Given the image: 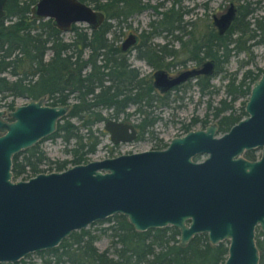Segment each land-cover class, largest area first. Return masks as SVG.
Wrapping results in <instances>:
<instances>
[{"label":"water","instance_id":"water-1","mask_svg":"<svg viewBox=\"0 0 264 264\" xmlns=\"http://www.w3.org/2000/svg\"><path fill=\"white\" fill-rule=\"evenodd\" d=\"M6 1L0 0V17ZM235 15L233 2L212 15L219 34ZM31 16L51 18L62 31L78 22L95 28L105 20L103 11L82 0H36ZM135 36L129 33L123 50ZM214 69L213 58L176 76L157 69L153 84L164 92ZM68 110V104H47L44 97L16 105L8 112L10 120L2 118L0 109V262L52 248L72 230L122 213L136 230L176 226L182 244L200 232L212 244L228 239L221 264H258L254 229L258 225L264 231V72L251 85L246 115L223 134L215 136L217 124L212 122L173 136L164 148L92 159L14 180L13 155L53 133ZM103 128L114 143L130 141L137 132L134 124L112 117L104 118ZM253 146L261 147L258 159L241 156Z\"/></svg>","mask_w":264,"mask_h":264},{"label":"trees","instance_id":"trees-1","mask_svg":"<svg viewBox=\"0 0 264 264\" xmlns=\"http://www.w3.org/2000/svg\"><path fill=\"white\" fill-rule=\"evenodd\" d=\"M82 1L103 11L105 20L95 28L73 23L69 40L64 39L63 32L51 18L31 16V6L36 0H7L5 4V15L0 19V92L28 99L45 95L47 103L52 105L69 103V112L46 138L60 136L65 143L73 139L70 159L50 160L38 142L14 154L11 167L14 180L27 179L45 171L40 166L44 162L50 165L49 170H62L68 167V162H87L86 154L95 151L99 142L92 125L105 118L98 107L109 108L110 116L116 117L132 103L135 104V111L142 113L136 125L145 129L152 124V119L148 118L143 108V105L150 104L151 98L144 100L141 95L150 94L154 88L150 80L143 82L137 77V70L129 66L117 43L120 37L117 30L122 31L129 17L153 5L143 0ZM181 2L171 0L170 6L157 10L159 17L151 19L149 27L153 30H178L187 34L186 39H183L182 34L179 35L180 50H185L187 56L197 63L213 58L216 63L214 73L221 70L232 55L250 53L252 45L264 43V15L255 17L253 26H250L247 16L253 7L248 0H230L236 6V15L223 34L218 33L212 20L206 23L204 30L199 28L195 20H185L183 15L187 10H182ZM137 48V57L146 59L156 67L164 65L166 55L177 54L176 49L168 50L165 45L155 48L143 42ZM47 50L51 54L45 59ZM263 71L247 68L239 79L236 75L229 78L225 88L230 99L222 98L219 106H214L213 113L218 117L219 130L227 129L246 114L243 106L237 111L233 101L239 96L248 97L251 83ZM195 81L201 93L213 86L210 76H201ZM13 104L11 101L9 107ZM208 107L212 108L210 102ZM71 118H75L78 123ZM199 120L203 126L208 123L206 117H193L184 126L185 131ZM81 128H86V131L80 132ZM105 220L113 221L102 228V231L109 230L111 236L106 249L100 250L95 245L97 234L87 226L72 230L58 245L38 251L47 255L42 259L44 264H221L227 255L226 241L212 244L206 233H199L182 244L178 238L179 230L175 226L136 230L122 213H115L89 225ZM256 242L259 249L258 264H264L262 231H259ZM109 249H113L115 256L109 254ZM0 264L36 262H26L21 258Z\"/></svg>","mask_w":264,"mask_h":264},{"label":"rangeland","instance_id":"rangeland-1","mask_svg":"<svg viewBox=\"0 0 264 264\" xmlns=\"http://www.w3.org/2000/svg\"><path fill=\"white\" fill-rule=\"evenodd\" d=\"M143 1H148L149 4L153 6H149L140 13L128 18V25H124L121 28L124 30V35H126V33L130 30L137 32L149 29V21L153 18L159 17L157 10H163L171 5V0ZM248 1L251 2L253 9L252 12L248 14L247 19L250 22V26H253L254 18L264 15V0ZM229 3L230 0H182L181 6L182 10H187L184 12V19L192 21L195 20L199 24V28L204 30L206 23L212 20V15L224 12ZM154 6H156V8ZM85 24L86 23L82 22L77 23L79 26H85ZM175 32L179 35L182 34L181 36L183 39H186L188 36L178 30H175ZM71 34L72 32L67 30L63 31L62 36L65 39H68ZM151 40L160 45L171 42L168 46L177 50L174 61L178 62L177 66L179 67L181 65V62L179 61L187 57V54L184 52L185 50H180L181 41H177L172 35H169L168 32L164 30L152 37ZM49 55L50 50H47L45 57H48ZM128 60L131 64L130 66L137 68L142 75H150L153 70V68L143 59L137 58L134 51L128 55ZM187 64L192 65V62ZM176 68V66H173L172 68H169V71L175 72L177 70ZM183 68H185V66L180 67L179 69ZM247 68L252 69L253 71L264 69V43H255L252 45L250 53L239 52L232 55L228 61L222 65L221 70L218 72L216 71L210 76V83L213 86H210L204 93L200 92L199 87L195 83V79L192 78L185 83L180 84L179 87L173 88L166 93H161L162 95H156V97L151 98L150 104L143 105V108L148 113V118L152 119V124L146 126L145 129L139 128L138 136L130 141L114 145L109 138V133L103 128V120L94 123L92 128L94 129V133L97 134L99 142L95 151L86 154L87 161L92 159H101L107 156H115L126 152L160 148L159 146L168 144L169 140L173 136L184 134V126L193 117L198 119L206 117L208 119V123L217 122L218 117H215L213 113L215 111L214 106H219L220 99L222 98H226V100L230 99V95L227 93L225 88L229 78L236 75L237 79H239L242 72ZM3 74L10 76L7 72H4ZM1 95L2 93L0 92V96ZM247 99V96H239L233 101L234 108L239 111L242 106H245ZM2 100L9 102L12 99L10 96H7ZM28 100L29 99L26 97H16L14 98V103L15 105L23 104ZM45 102H47V100H45ZM209 102L212 104V108L208 107ZM135 108V104L130 103L125 108L124 112L119 113L118 116L114 118L138 124L142 118V113L140 114L135 111ZM98 109L101 110L105 117L110 116L111 110L109 108L98 107ZM223 112L226 113V111ZM71 120L78 123L75 118H71ZM200 125L201 121L199 120L191 127L192 129L199 128L201 127ZM85 131L86 128H81L80 130L82 133ZM38 143L40 149H42L46 156L52 161L70 159L72 157V151H70V148L73 145V139L70 140V142L65 143L60 136H56L54 138L45 137ZM71 165H73L71 162L67 163V166ZM40 166L45 169V171L50 168V165L45 162L41 163ZM51 166L53 167L54 164H51ZM112 222V220H105L103 222L88 225L97 234L95 245L100 250L106 249L110 244V231H102V228L109 226ZM108 252L110 255L115 256L113 249H109ZM46 256V254H40L38 251H35L28 253L22 258H24L26 262L35 261L36 264H44L42 259Z\"/></svg>","mask_w":264,"mask_h":264},{"label":"flooded vegetation","instance_id":"flooded-vegetation-1","mask_svg":"<svg viewBox=\"0 0 264 264\" xmlns=\"http://www.w3.org/2000/svg\"><path fill=\"white\" fill-rule=\"evenodd\" d=\"M7 2V1H6ZM136 14V13H135ZM134 14V15H135ZM138 14V13H137ZM4 16V15H3ZM2 16V17H3ZM2 17H0V19L2 18ZM129 18H131V17H129ZM79 23V22H78ZM81 23V22H80ZM83 23V22H82ZM126 23L128 24V22H127V20L125 21V25H126ZM77 24V23H76ZM85 26H89V28H94V27H92V26H90V25H87V24H85ZM124 26V25H123ZM122 26V27H123ZM88 28V29H89ZM122 30V29H121ZM62 31V30H61ZM67 31V30H66ZM162 30H153V29H151V28H149V29H144V30H142V31H133V30H130V31H128L127 33H126V35H124V30H122V31H120L119 32V30H117V32L118 33H120V37H119V39H118V41H117V43L119 44V47H120V51L122 52V54L123 55H125V57L127 58V62H128V64H129V66L131 65L130 64V62H129V60H128V55L132 52V51H134L135 52V56L137 57V52H138V48H137V46L140 44V43H145V44H150L151 46H154L155 48H157V47H159L160 46V44H158V43H155V42H153L151 39H152V37H154L155 35H157V34H159L160 32H161ZM164 31H166V32H168V34L169 35H172L173 36V38L174 39H176L177 41L179 40V34H177V32H175V30L174 31H167V30H164ZM63 32V31H62ZM129 33H133V34H135L136 36V40H135V42L133 43V44H131V45H129L125 50H123L122 49V42H123V40L129 35ZM174 33H176V34H174ZM71 37V36H70ZM65 39V38H64ZM65 40H69V38L68 39H65ZM171 44V42H168V43H164V44H161V45H165V48L166 49H170V48H172V47H170V46H168V45H170ZM173 50V49H172ZM50 54H51V51H50ZM50 56V55H49ZM48 56V57H49ZM44 57H45V55H44ZM48 57H45V59H47ZM137 58H139V57H137ZM141 59H143L145 62H147V60L146 59H144V58H141ZM174 59H175V56H174V54H169V55H166L165 56V61H164V65L163 66H158V67H156V66H152V65H150L148 62H147V64L148 65H150L152 68H153V70H152V72L150 73V75H142L139 71H138V69L137 68H135L134 66H130V67H132V68H135L136 70H137V77L139 78V79H142V81L143 82H146L147 80H150L151 81V83H152V86H153V91H151V93L150 94H143V95H141V96H143V98L142 99H146V98H153V97H156V95H162L161 93H166L167 91H169V90H171V89H173V88H176V87H179V85L180 84H182V83H185L186 81H188L189 79H192V78H194L195 80L198 78V77H201V76H203V77H208V76H211L212 74H209V75H206L205 73H199V74H196V75H194L193 77H188L187 79H185L184 81H181L180 83H178V84H176V85H174V86H172V87H170V88H168L166 91H164V92H162V91H160L157 87H155L154 86V84H153V81H154V76H153V72L155 71V70H157V69H163V70H165L166 72H167V75L168 76H176V75H178V74H180L182 71H184V70H187V69H192V68H200L201 66H202V64H203V62L206 60V59H208V58H206L205 60H203V61H201V62H199V63H197L195 60H193V59H191L190 57H186V58H184L183 60H181V61H179V62H181V65H180V67H183V66H185V68H183V69H179L180 67L179 66H177V63L178 62H175L174 61ZM189 62H192V65L191 64H187V63H189ZM173 66H176L177 68V70L175 71V72H171V71H169V68H172ZM214 71H215V69H214ZM145 84V83H144ZM145 89H143V91H144ZM158 91H159V93H158ZM11 97V99L12 100H10L9 102H6V101H4V100H2V99H5V97ZM39 97H44L45 98V100H47V96H45V95H42V96H39ZM38 97V98H39ZM14 98H16V97H13L12 95H8V94H2L1 96H0V109L1 110H3L4 111V113L2 114V118L3 119H5V120H10V119H12L11 117H10V115H9V111H11V110H13L14 108H15V103H14ZM70 100H71V98H70ZM13 102L14 104H13V106L12 107H9V103L10 102ZM45 103H47V102H45ZM1 104H3V105H1ZM5 104V105H4ZM48 104V103H47ZM64 104H68L69 105V110H70V104L69 103H64ZM69 110H68V112H69ZM67 112V113H68ZM66 113V114H67ZM65 114V115H66ZM64 115V116H65ZM110 117V116H109ZM112 118H114V117H112ZM242 118V117H241ZM122 121H125V120H122ZM238 121V120H237ZM236 121V122H237ZM126 122H128V121H126ZM131 123V122H130ZM212 123V122H211ZM216 124H217V130H216V134H215V136L216 135H220V134H223V133H225V132H227L230 128H231V126L233 125H231L230 127H228L227 129H225V130H219V128H218V123L217 122H215ZM132 124H134V123H132ZM208 124H210V123H208ZM208 124H205L204 126L203 125H200L201 127H199V128H205ZM134 126H135V128H136V130H137V132H136V136H138V133H139V127L136 125V124H134ZM189 129H192V127L191 128H189ZM188 129V130H189ZM188 130H186L185 132H187ZM2 132L0 131V134H1ZM45 138V137H44ZM40 141V140H39ZM38 141V142H39ZM122 142H127V141H119V142H116V143H114V142H112L114 145H117V144H119V143H122ZM36 144V143H35ZM34 145V144H33ZM167 145V144H166ZM165 145V146H166ZM32 146V145H31ZM165 146H163V147H160V148H164ZM30 147V146H29ZM25 149V148H24ZM23 150V149H22ZM21 151V150H20ZM19 151V152H20ZM16 154V153H15ZM260 154H261V147H258V146H253V147H251V148H248V149H244L243 150V152L241 153V156H243V157H245L246 159H249V160H255V159H258L259 157H260ZM205 156L203 155V156H198L196 159H198V160H201V159H203ZM13 158V157H12ZM173 226V225H172ZM176 227V226H175ZM177 228V227H176ZM178 229V228H177ZM179 230V229H178ZM254 231H255V243H256V245H257V242H256V239H257V237H259V231H262L263 233H264V231L263 230H261V228L258 226V225H256L255 226V229H254ZM200 233H206V232H200ZM197 234H199V233H197ZM179 235H180V232H179ZM179 235H178V238H179ZM196 235V234H195ZM207 235V234H206ZM194 236V235H193ZM207 239H208V237H207ZM209 241V240H208ZM221 241H226L227 243H229V240L228 239H224V240H221ZM179 242H180V239H179ZM210 242V241H209ZM220 242V241H219ZM218 243V242H217Z\"/></svg>","mask_w":264,"mask_h":264}]
</instances>
